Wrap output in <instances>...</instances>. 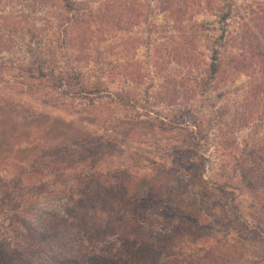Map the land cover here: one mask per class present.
<instances>
[{"label":"rangeland","instance_id":"374dc122","mask_svg":"<svg viewBox=\"0 0 264 264\" xmlns=\"http://www.w3.org/2000/svg\"><path fill=\"white\" fill-rule=\"evenodd\" d=\"M221 12L232 14L225 25ZM215 51L220 70L212 79ZM260 89L264 0H0V116L23 107L36 144L78 128L102 139L71 146L49 181L72 182L71 170L84 160L91 166L96 155L85 172L106 179L176 169L186 197L194 193L193 204L211 208L218 232L229 220L237 226V214L252 222L264 193L244 187L239 159L264 151ZM43 115L74 121V130L51 127ZM103 141L112 146L100 155ZM56 169L67 171L58 177ZM56 196L49 206L59 207Z\"/></svg>","mask_w":264,"mask_h":264},{"label":"trees","instance_id":"16d2710c","mask_svg":"<svg viewBox=\"0 0 264 264\" xmlns=\"http://www.w3.org/2000/svg\"><path fill=\"white\" fill-rule=\"evenodd\" d=\"M231 15L221 12V22L225 25ZM226 32L222 27L220 39ZM212 58L215 79L218 52ZM23 110L7 107L9 117L0 116V167L7 172L0 174V264H264V205L251 215L252 222L237 214L233 219L238 227L229 220L220 233L211 221V208L193 204V192L186 197L188 184L176 169L146 171L133 181L124 173L108 180L104 174L85 172L95 167L96 155L91 166L84 160L82 168L71 170L72 182L49 181L53 175L48 171L62 165L61 158L72 156L71 146L99 144L102 139L78 128L76 135L59 142L36 144L35 130L29 128L30 118ZM42 118L51 127L62 123L66 130L73 129L74 121ZM196 130L188 131L192 143H197ZM96 146L101 155L112 144L103 141ZM5 147H10L6 159ZM253 152L256 155L239 159L241 181L250 192L264 193V151ZM45 162L50 167H44ZM62 173L58 171V177ZM33 176L41 179L31 182ZM178 186L184 191L176 190ZM56 195L59 207L49 206ZM231 202L225 200L222 207ZM6 222L16 230L14 238Z\"/></svg>","mask_w":264,"mask_h":264}]
</instances>
